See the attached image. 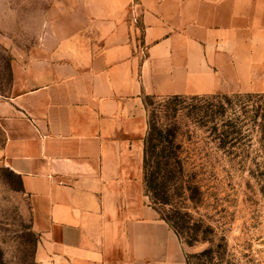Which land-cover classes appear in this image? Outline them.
<instances>
[{"label": "crops", "instance_id": "crops-1", "mask_svg": "<svg viewBox=\"0 0 264 264\" xmlns=\"http://www.w3.org/2000/svg\"><path fill=\"white\" fill-rule=\"evenodd\" d=\"M0 94L36 264H187L145 194L144 98L264 93V0H50Z\"/></svg>", "mask_w": 264, "mask_h": 264}, {"label": "rangeland", "instance_id": "rangeland-1", "mask_svg": "<svg viewBox=\"0 0 264 264\" xmlns=\"http://www.w3.org/2000/svg\"><path fill=\"white\" fill-rule=\"evenodd\" d=\"M49 3L50 0H0L1 95L10 92L14 63L30 56ZM214 95L224 94L207 96ZM159 101L161 98L153 100L151 111ZM263 102L264 99H254L248 106ZM191 104L190 100L184 103ZM182 120L183 132L196 131L183 136L181 142L186 149L198 152L195 160L200 175L196 184L201 196H196V204L184 197L174 198L173 205L159 207L168 213L174 204L184 205L192 224L199 226V241L191 245L185 242L192 237L191 232H184L182 243L189 264H264L263 133L260 129H246L232 134L222 148V141L214 135L193 129L192 119ZM4 143L0 131V264H36L41 232L35 224L34 201L25 193L20 177L7 166L2 154Z\"/></svg>", "mask_w": 264, "mask_h": 264}, {"label": "trees", "instance_id": "trees-1", "mask_svg": "<svg viewBox=\"0 0 264 264\" xmlns=\"http://www.w3.org/2000/svg\"><path fill=\"white\" fill-rule=\"evenodd\" d=\"M156 98H161V101L156 103V107L151 111L150 106ZM254 99L263 100L264 94L144 98L147 113L143 157L145 194L181 241L186 230L191 232L192 237L185 241L188 245L199 241V226L192 224L188 207L176 203L168 213L159 207L173 205L174 198L184 197L185 200L196 204V196L198 195L199 199L201 196L200 188L196 184L200 175L199 165L195 160L198 152L195 149H186L181 142L183 136L196 131L189 129L183 132L182 119H192L193 129L206 130L214 135L215 139L222 141L223 148L229 136L246 132V129H260L264 135V102L255 107L248 106ZM187 100L193 104L184 105Z\"/></svg>", "mask_w": 264, "mask_h": 264}]
</instances>
